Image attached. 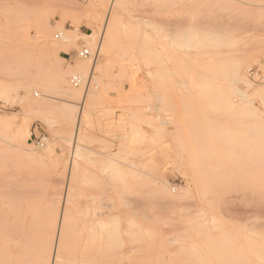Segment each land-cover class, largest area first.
<instances>
[{
    "label": "rangeland",
    "instance_id": "374dc122",
    "mask_svg": "<svg viewBox=\"0 0 264 264\" xmlns=\"http://www.w3.org/2000/svg\"><path fill=\"white\" fill-rule=\"evenodd\" d=\"M124 1L0 0V241L42 264H264V124L226 87L238 57L264 87V0Z\"/></svg>",
    "mask_w": 264,
    "mask_h": 264
},
{
    "label": "bare ground",
    "instance_id": "6f19581e",
    "mask_svg": "<svg viewBox=\"0 0 264 264\" xmlns=\"http://www.w3.org/2000/svg\"><path fill=\"white\" fill-rule=\"evenodd\" d=\"M124 3H125L124 0H122V1L119 0V2H114L112 4L111 10L114 9L115 6H118V8L121 7ZM109 30H108V33L110 32ZM67 34L62 32L63 40L66 41V42H69L70 40H72V39H70L71 36L69 37V35H71V34H68V35ZM91 35H90V37H91ZM92 38H93V35H92ZM72 41H74V39ZM230 64H231V66H229V68L231 67L230 73H229L230 74V79L228 78L229 79V85H226V87H228L229 93L231 95L233 94L235 96V97L233 96L235 98V100L240 99L241 105H240V103L238 101L237 102L239 104L238 105L235 104L234 103L235 100H232L230 96H228L229 97L228 98L229 99V103L232 106H234V107H236V106L238 107L239 106L242 111H245L244 114H246V115L248 114L256 122H260L261 125L264 124V117H263L261 111H259L255 107V99H259L261 101L263 107H264V87L263 86L258 87V88L253 87L247 81L246 67H245V63H244V59L243 58H241V57L239 58L238 57L234 61H232V63H230ZM215 73H217V72H215ZM215 75H217V74H215ZM74 77H79V76L78 75L77 76H73L72 81H73ZM211 80L213 81V79H211ZM208 84H210V83H208ZM74 86H76V85H74ZM224 90H225V88H224ZM224 92L226 93V91H224ZM211 98H212V96H211ZM208 100H209V97H208ZM215 101H217V100L215 99ZM215 105H216V103H215ZM237 109H239V108H237ZM243 109H245V110H243ZM204 119H206V118H204ZM0 120H1V118H0ZM262 128H264V125H262ZM21 135L28 138L29 137L28 128L27 129L21 128ZM8 235H10V236L7 237V239H5L3 241V243H2V241H0V246L4 245V248L6 247V250H8L15 257L16 261L14 263H12V264H42L41 257L39 255V248L37 247L36 242H34V240L31 241L30 239L26 238L22 233H17V232H14V231H12L11 234H8ZM57 256L59 257V255H57Z\"/></svg>",
    "mask_w": 264,
    "mask_h": 264
},
{
    "label": "built area",
    "instance_id": "2783aa9c",
    "mask_svg": "<svg viewBox=\"0 0 264 264\" xmlns=\"http://www.w3.org/2000/svg\"><path fill=\"white\" fill-rule=\"evenodd\" d=\"M79 56L81 58H90L93 56V53L90 49H83L79 52ZM250 75L255 82H260L262 80L261 72L259 70L251 69ZM80 81L81 79L79 77H74L72 82L74 83V85L78 86L81 83ZM46 140L47 137L44 134L35 136V144L38 147H44L46 144Z\"/></svg>",
    "mask_w": 264,
    "mask_h": 264
}]
</instances>
